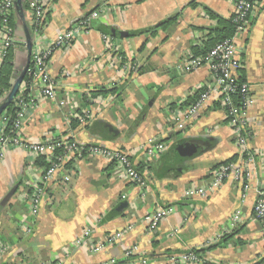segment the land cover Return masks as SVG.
Returning <instances> with one entry per match:
<instances>
[{
  "label": "crops",
  "instance_id": "0c3cea01",
  "mask_svg": "<svg viewBox=\"0 0 264 264\" xmlns=\"http://www.w3.org/2000/svg\"><path fill=\"white\" fill-rule=\"evenodd\" d=\"M234 9L235 0H50L47 23L35 38L24 8L31 50L50 44L91 12L98 13L88 30L52 53L56 99L27 90L36 107L25 122V138L75 140L125 151L144 184L126 178L99 154H83L43 184L38 212L31 215L28 195L40 184L43 168L39 157L8 148L0 163V201L14 192L0 207V264H165L170 255L185 251L201 259L185 264H254L264 256L262 223L252 209L257 191H264V0H253L246 29L236 36L239 75L254 99L248 110L250 145L258 155L249 188L228 177L205 196L187 195L188 189L206 187L217 166L233 156L232 162L237 161L238 148L224 111L214 101L182 129L173 120L175 110L188 107L183 105L188 98L207 88L206 66L192 72L179 69L190 47L200 45L208 29L217 25L206 10L229 20ZM173 16L174 23L160 27ZM13 20L12 81L27 57L23 32L22 39L17 37L16 14ZM100 26L157 30L152 36L114 37V50L107 51ZM119 54L126 60L122 64ZM127 64L137 68L127 70ZM103 87L116 91L92 95ZM61 100L65 106L59 105ZM83 107H91L95 117L80 126L74 118ZM149 138L166 144L165 150L145 156L142 149ZM182 143L192 146V152L180 156ZM121 203L126 206L115 211ZM165 206L171 212L155 228L149 227L145 217ZM86 228L92 244L103 243L96 252L88 244L75 243ZM114 233L121 235L104 243Z\"/></svg>",
  "mask_w": 264,
  "mask_h": 264
},
{
  "label": "built area",
  "instance_id": "2783aa9c",
  "mask_svg": "<svg viewBox=\"0 0 264 264\" xmlns=\"http://www.w3.org/2000/svg\"><path fill=\"white\" fill-rule=\"evenodd\" d=\"M13 1L0 0V65L15 43V28L12 22ZM25 4L30 15L33 36L37 38L47 23L46 14L50 0H25ZM252 7L253 0H235V9L231 17L235 26L233 36L217 42L206 54L193 55L189 53L179 64V69L182 72H192L201 66H206L210 76L206 85L207 88H203L200 91L198 98L193 104L173 112V120L177 129H182L187 121L197 116L208 102L214 101L224 111L238 148L237 161L217 166L212 171L211 182L206 187L188 189L186 194L189 196H205L219 187L228 177H231L234 181L241 182L244 190L249 188L248 180L251 178L257 159V152L250 145L253 129L248 116V110L253 105L254 99L250 93L249 84L239 80L240 60L236 46V36L246 29ZM96 17H98V13L93 11L81 21L73 24L69 29L58 34L50 44L38 45L32 49L30 65L12 101L13 108H15L14 114L11 115L7 108L0 113V163L10 147L28 151L35 158L44 156L49 163L48 167L43 168L40 184L34 187L28 195L31 215H35L38 212L44 194L43 184L52 181L57 173L67 171L69 166L66 167V165L83 154H99L117 165L123 176L139 185L144 184L141 175L137 172L130 159L129 153L125 151L110 149L102 145L84 146L75 140L67 139L52 138L45 141L32 142L28 141L23 133L29 111L31 108L36 107L34 99L29 97L27 90H34L37 92L38 97L56 99V83L50 73L52 53L55 48L69 45L74 38L88 30L91 27L92 20ZM102 41L107 51L114 50L112 38L109 35L102 34ZM125 66L127 70L137 68L133 64ZM6 92L0 87V102ZM65 104L64 100L59 102L60 106H65ZM94 117L95 112L91 107H83L74 119L80 126H84L88 125ZM144 146L145 154L149 157L159 154L166 148V144L153 138H149L144 143ZM57 148H63L62 152L56 153ZM64 181H69V177L65 176ZM252 209L254 218L262 223L264 232V191H257V197ZM171 210L169 206L159 207L145 217L147 225L155 228ZM236 218L237 214L234 215V219ZM121 233L111 234L104 240V243H113ZM89 237L90 230L86 228L75 239V243L78 245L85 244L86 246L88 244L92 251H98L103 243L92 244ZM2 250L4 248L0 247V251ZM134 250L135 247L129 253ZM200 260V257L194 252L185 251L170 255L165 264H185L200 262ZM259 264H264V262Z\"/></svg>",
  "mask_w": 264,
  "mask_h": 264
},
{
  "label": "trees",
  "instance_id": "16d2710c",
  "mask_svg": "<svg viewBox=\"0 0 264 264\" xmlns=\"http://www.w3.org/2000/svg\"><path fill=\"white\" fill-rule=\"evenodd\" d=\"M23 1V8H26V4H25V0ZM207 14L210 15L211 18L216 19L217 20V25L211 29H208V33L205 36L206 38L202 41V43L200 45H192L190 47V53L193 55H203L206 54L217 42L222 41L224 39H228L231 38L234 34L235 31V26L234 23L232 22L231 19L226 20L223 19L217 15H214L213 13H211L210 11H207ZM13 19H15V13L13 12ZM177 19V16H173L170 18V20L167 23H164L163 25H161V28H167L168 25L174 23ZM13 25H14V20H12ZM102 31L103 34L109 35L111 38H114V36L112 35V33L110 32V27H99ZM157 28H147V29H142V30H136V31H131V36H139L142 34L145 35H154V33L156 32ZM119 56L121 57V64L124 63L126 60L123 58V56L121 54H119ZM142 68L139 67V70H141ZM13 71H14V65H13V52L12 49H10L6 55V57L4 58L2 64L0 65V87L4 90L7 91L10 86H11V81H12V77H13ZM26 79V78H25ZM239 80L243 81L242 76H239ZM116 88L112 87V88H100L97 91H93V96L98 94L99 96L104 95L106 93H110V92H115ZM96 93V94H95ZM198 92H195V94L193 96H191L190 98H188L187 102L183 105H191L193 104L196 99L198 98ZM191 103V104H190ZM217 105V104H216ZM10 112L11 115L14 114V109L13 108V103L10 102L7 107H6ZM76 120V119H75ZM77 122V121H76ZM78 124V122H77ZM76 125V123H73V126ZM63 150V148H57L56 153H61ZM236 156H233L231 159L225 161L222 164H226L229 162H232L233 160H235ZM38 164L40 166H42V168H46L49 166V163L47 162L46 158L44 156H40L39 157V161ZM221 165V164H220ZM69 166V163L66 165V167ZM261 262H264V256L258 261L255 262L254 264H259ZM204 264H209V263H204Z\"/></svg>",
  "mask_w": 264,
  "mask_h": 264
},
{
  "label": "water",
  "instance_id": "95a60500",
  "mask_svg": "<svg viewBox=\"0 0 264 264\" xmlns=\"http://www.w3.org/2000/svg\"><path fill=\"white\" fill-rule=\"evenodd\" d=\"M13 9L14 12L16 14L17 20L20 23L21 26V30L24 34V43H25V47H26V52H27V57H26V62L24 64V66L22 67V69L18 72L17 76L14 78V80L11 83L10 88L8 89L7 93L5 94L4 98L2 99V101L0 102V113L7 107V105L13 101L14 96L17 93L19 84L22 82V80L25 77L26 71L30 65V54H31V48H32V37L29 33V30L27 28L26 22H25V15H24V8H23V1L22 0H14L13 1ZM110 32L112 33V35L114 37L117 38H128L129 36H131V31H118L115 30L113 28L109 29ZM107 129L109 131H111L112 133H114L115 135V129L109 125H106ZM184 143L182 144H178V149H177V153L180 156H184L187 153H191L192 152V146H183ZM187 152V153H186ZM14 190L9 191L0 201V207H3L9 200V198L11 197V195L13 194ZM126 206L125 203H121L119 204L116 208L115 211H119L121 209H123ZM115 211H111L110 212V216L115 214Z\"/></svg>",
  "mask_w": 264,
  "mask_h": 264
},
{
  "label": "rangeland",
  "instance_id": "374dc122",
  "mask_svg": "<svg viewBox=\"0 0 264 264\" xmlns=\"http://www.w3.org/2000/svg\"><path fill=\"white\" fill-rule=\"evenodd\" d=\"M17 37L18 38H20V39H22V37H23V34H22V31H21V28H20V24H18V26H17ZM8 91V90H7ZM7 93V92H6ZM5 93V94H6ZM147 142V141H146ZM145 142V143H146ZM142 150H144V154H145V146H143V149ZM145 156H147L146 154H145ZM147 157H149V156H147ZM153 157V156H152ZM138 172V171H137Z\"/></svg>",
  "mask_w": 264,
  "mask_h": 264
}]
</instances>
